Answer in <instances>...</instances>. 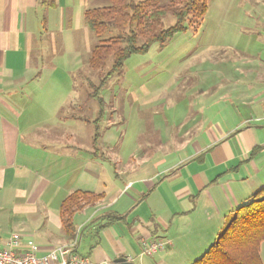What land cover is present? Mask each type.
<instances>
[{"label":"crops","instance_id":"crops-1","mask_svg":"<svg viewBox=\"0 0 264 264\" xmlns=\"http://www.w3.org/2000/svg\"><path fill=\"white\" fill-rule=\"evenodd\" d=\"M87 2L0 0V247L16 236L19 253L42 256L69 243L61 205L82 190L105 195L74 217L77 251L92 264L196 260L232 212L264 187V63L228 68L217 60L218 88L195 97L198 108L185 115L175 145L113 169L98 143L73 141L79 130L59 115L78 103L56 89L51 94L61 82L41 75L58 68L66 50L51 11L71 25L65 10ZM155 241L164 247L145 253Z\"/></svg>","mask_w":264,"mask_h":264},{"label":"rangeland","instance_id":"rangeland-1","mask_svg":"<svg viewBox=\"0 0 264 264\" xmlns=\"http://www.w3.org/2000/svg\"><path fill=\"white\" fill-rule=\"evenodd\" d=\"M157 1L165 5L171 0ZM109 4L108 0H88L86 7L79 10L72 5L65 10L71 25L67 20L63 25L59 11H51L56 16L51 26L66 40L67 59L60 56L59 67L44 70L41 75L61 82L60 86L50 87L51 94L56 89L67 96V102L78 103L75 109L67 103L65 113L59 115L64 126L79 130L73 141L82 146L98 143L97 152L114 163L113 169H120L126 159L135 163L160 157V148L175 145L174 137L183 135L175 132L186 120L185 115L198 108L195 97L208 88L210 94L218 88L213 85L219 78L217 60L224 58L228 68L244 62L264 63V0H208V10L197 28L187 20L186 31L153 44L146 53L130 56L118 72H111L112 59L103 69H92V48L118 35V31L110 29L97 36L88 28L83 10ZM175 22L168 15L163 26L167 28ZM87 31L91 35L88 40ZM228 71L235 75L234 69ZM215 239H210L207 249ZM261 256L264 262V244ZM194 261L183 262L174 256L166 264Z\"/></svg>","mask_w":264,"mask_h":264},{"label":"trees","instance_id":"trees-1","mask_svg":"<svg viewBox=\"0 0 264 264\" xmlns=\"http://www.w3.org/2000/svg\"><path fill=\"white\" fill-rule=\"evenodd\" d=\"M108 1L109 5L87 9L84 16L88 28L97 36L110 29L118 31V35L94 46L89 58L90 67L95 70L105 68L112 59V73L120 71L130 56L146 53L153 44L164 43L186 31L187 20L197 28L208 10V0H171L165 5L157 0ZM168 15L176 22L165 28L163 19ZM104 196L77 190L63 201L60 215L69 243L78 235L75 215L87 206H95ZM263 242L264 187L232 212L214 243L193 264H264Z\"/></svg>","mask_w":264,"mask_h":264},{"label":"built area","instance_id":"built-area-1","mask_svg":"<svg viewBox=\"0 0 264 264\" xmlns=\"http://www.w3.org/2000/svg\"><path fill=\"white\" fill-rule=\"evenodd\" d=\"M77 238L61 246L51 248L42 256H38L36 251L19 253L16 248L20 242L16 236L9 239L4 247H0V264H92L90 260L82 256L77 251ZM165 242L155 241L145 248V253L153 255L161 250Z\"/></svg>","mask_w":264,"mask_h":264},{"label":"water","instance_id":"water-1","mask_svg":"<svg viewBox=\"0 0 264 264\" xmlns=\"http://www.w3.org/2000/svg\"><path fill=\"white\" fill-rule=\"evenodd\" d=\"M113 264H133L131 261H128L125 257H120L114 260Z\"/></svg>","mask_w":264,"mask_h":264}]
</instances>
